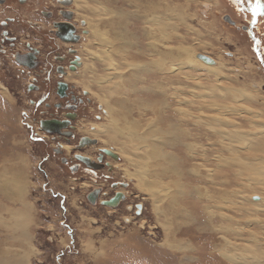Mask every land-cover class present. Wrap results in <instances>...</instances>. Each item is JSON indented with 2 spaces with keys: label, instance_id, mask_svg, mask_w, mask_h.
Returning a JSON list of instances; mask_svg holds the SVG:
<instances>
[{
  "label": "rangeland",
  "instance_id": "1",
  "mask_svg": "<svg viewBox=\"0 0 264 264\" xmlns=\"http://www.w3.org/2000/svg\"><path fill=\"white\" fill-rule=\"evenodd\" d=\"M73 1L75 18L85 20V23L90 18L94 27L101 20L100 29L106 35L104 46L97 38L88 35L90 30H86L88 34L83 36L79 55L82 66L84 62L89 63L93 71L86 74L78 72L66 78L76 86L78 95L82 91L88 94L83 96L87 101L72 124L75 127L74 139L69 143L53 139L40 130L38 121L23 120L22 112H34L26 104L25 95H21L23 101L20 104L18 94L12 96L2 92L5 94L0 100V158L19 155L23 160L19 171L0 166V181H9V177L15 174L11 185L17 192L16 202L6 199L1 194V186L4 190L6 187L1 184L0 208L14 214V209L26 206L31 224L23 247L24 244L16 241L15 234L4 228L10 218L0 209V264L9 260L16 264L17 260L20 264H232L221 255L220 251L224 249L234 254L231 257L238 253L242 256L251 253L258 256L259 264H264V185L260 186L249 178L252 170L264 167V152L256 149L264 148V137L256 133L257 126L264 125V0L249 1L251 9L258 13V21L252 15H242L243 9L237 8L232 0ZM97 3L108 8L102 13V18L94 14L99 6ZM122 11L127 13L126 19L124 17L126 25L118 15ZM155 15L161 17L160 26L149 25L151 22L147 21ZM226 16L236 25L224 20ZM118 23L122 24L118 27ZM254 24L258 30L254 31L256 37L253 38L245 27ZM149 26L154 29L163 26L165 37L155 35L154 41L150 39ZM118 35L121 37L117 40ZM122 43L125 45L121 48L119 44ZM184 51L191 53V59ZM108 54L112 57L115 72L111 71L113 68H107L110 61L104 57ZM197 54L213 59L215 65L198 60ZM157 58L160 65L163 62V67L158 72L137 74L131 84L129 79L137 69ZM173 60L175 62H171ZM171 68L175 71L170 72ZM13 69L11 66L9 70ZM12 75L7 71V77ZM101 79L108 81L102 90L99 88L102 86L97 84ZM80 82L88 84L87 90ZM156 85L158 89H152ZM102 96H106L107 104L115 109H118V104H123L124 114L115 113L122 133L115 142H110V135L91 137L95 125H108V113L99 103ZM163 101L166 104L163 103L159 116L144 113L146 106L152 103L157 106L160 103L161 106ZM175 110L181 114H176ZM157 117L161 118L160 122H155ZM206 120L212 126L204 125ZM214 120L226 123V129L223 126L222 131L234 133L235 139L228 142L210 130H219ZM134 122L138 124L137 129L131 127ZM171 123L178 126L180 137H184H179L176 145L175 138L162 136L160 132ZM26 124L31 128L28 129ZM149 124L160 128L156 133L161 135L157 137L167 144L162 151L172 155L173 160L156 163L146 159L145 167L154 176L146 178V184L140 187L129 174L141 169L131 166L128 156L132 152L142 157L144 152L139 149L141 145H137L139 142H135V138L130 141L127 132H138L143 137ZM237 134L245 135L246 140L237 143V138L241 139ZM83 137L94 139L97 144L79 150L75 146ZM58 143L69 149H61ZM184 144H190V149ZM135 147L139 151L130 152L129 148L135 150ZM54 149L60 150L61 154H53ZM100 149L111 150L117 155L118 161L105 156L106 162L112 166L111 171L107 168L76 169L75 153L94 159ZM62 159H69L70 164L75 165L71 167L73 170L63 164ZM245 160L253 163L245 165L251 172L249 175L241 170ZM165 168L168 170L163 173ZM209 170L214 171L212 178ZM114 183H125L127 188H113ZM95 189H101V194L97 202L91 204L86 197ZM205 189L210 190V198L202 196L200 199L199 193L205 195ZM115 191L123 192V202L116 208L100 204L110 199ZM4 195L9 194L4 192ZM221 195H224L226 204L219 202ZM210 199L222 209L206 211L203 205L210 204ZM254 203L261 206L255 207ZM137 205L142 206L140 211ZM221 213L226 215L225 218L221 219ZM26 224L24 222L21 226ZM223 225L243 231L228 234V231H221ZM242 237L245 239L241 240ZM225 239L232 244H225Z\"/></svg>",
  "mask_w": 264,
  "mask_h": 264
},
{
  "label": "flooded vegetation",
  "instance_id": "2",
  "mask_svg": "<svg viewBox=\"0 0 264 264\" xmlns=\"http://www.w3.org/2000/svg\"><path fill=\"white\" fill-rule=\"evenodd\" d=\"M249 1L253 2L232 0L231 3L243 9L242 15H252L253 19L258 21V13L251 9ZM73 2V0H0V100H3L4 94L8 92L12 96L18 94V101L21 104L23 101L21 95L24 94L26 104L34 112H22L23 120H34L38 123L41 120L68 121V128L61 131V137L51 135L53 139L59 138L66 143L74 139L75 127L72 124L77 119L80 108L87 101L83 96H88L84 91L78 95L75 91L76 86L66 80L70 75L78 73L82 67L79 49L83 35H86L85 21H78L75 18ZM255 30H258L256 24L245 27L247 34L253 38L256 37ZM59 34L69 40L62 39ZM7 63L14 68L12 71L9 70ZM72 68H75V71H72ZM7 71L13 75L7 77ZM60 84L66 86L62 95L59 91ZM9 89L15 91L11 92ZM68 115H74L72 121L67 118ZM26 127L31 128L29 124H26ZM78 144L79 142L75 147ZM58 145L61 149L66 147L59 143ZM52 152L56 155L61 154L58 149ZM75 155L81 154L75 153L74 160ZM99 155L100 152L94 159L90 158L97 165L100 164L97 163ZM105 159L104 155L101 164L108 163ZM61 162L70 168L75 166L70 164L69 159H62ZM76 162L77 170L83 168L96 170L80 161ZM109 166L112 168L110 164ZM117 187L121 188L119 185Z\"/></svg>",
  "mask_w": 264,
  "mask_h": 264
},
{
  "label": "bare ground",
  "instance_id": "3",
  "mask_svg": "<svg viewBox=\"0 0 264 264\" xmlns=\"http://www.w3.org/2000/svg\"><path fill=\"white\" fill-rule=\"evenodd\" d=\"M96 1V0H95ZM97 2V1H96ZM98 5V7H97V9H95L94 10V14H97V16L98 17H101L102 18V16H103V14L102 13H104L105 12V10H107L108 8H106L103 4H101V3H97ZM144 8V7H143ZM93 11V10H92ZM120 11V10H119ZM93 12H91V14H92ZM118 15L120 16V17H122L123 19H124V17H125V19H126V17H127V13H125V12H123L122 11V13H118ZM164 15V14H163ZM96 16V17H97ZM97 17V18H98ZM172 17V16H171ZM117 18H118V16H117ZM150 18H153V19H151L150 20ZM149 18V20H147V21H149V22H151V24H149V25H152V24H154V25H158V26H160L161 24H160V21H162L161 20V17L160 16H157V15H155V16H153V17H150ZM125 19H124V22H123V24H125ZM91 19L89 18L88 20H87V23H85V31L86 30H90L91 31V33L90 32H88L87 33V31H86V35L88 34L89 36L91 35L92 37H95V38H97L99 41H101V44L102 45H106V35L104 34V32H103V30H101L100 29V26H101V20H98L97 22H98V24L96 23L95 24V27H94V24L93 25H91V21H90ZM85 21V20H84ZM105 21V20H104ZM87 24V25H86ZM122 24V23H121ZM120 24V25H121ZM106 25H108V24H106ZM119 25V23H118V27L120 26ZM126 25V24H125ZM124 25V26H125ZM110 26V25H109ZM89 27V28H88ZM112 27V26H111ZM127 27V26H126ZM150 27V26H149ZM162 27L163 26H161V27H157V28H153V27H150L149 28V33H148V37L150 38V39H152L153 41L156 39L155 38V35H160L161 37H165V34H164V32H162L163 31V29H162ZM120 30H121V28H120ZM127 30V29H126ZM126 30L124 31V33H126ZM117 32V31H116ZM118 32H120V31H118ZM122 33V32H121ZM118 34V33H117ZM116 35V34H115ZM133 35V34H132ZM84 36V35H83ZM118 37H121V35H118L117 36V40H118ZM123 37V36H122ZM132 38H134V36H132ZM159 39V38H158ZM167 39V38H166ZM123 40V42H125V39H122ZM133 40V39H132ZM163 40V39H162ZM165 41V40H164ZM163 41V42H164ZM107 44L109 45V41L107 40ZM152 44H155V43H151L150 45H152ZM125 44H119V46L122 48L123 46H124ZM159 45V44H158ZM118 46V47H119ZM131 46V45H130ZM156 46V45H155ZM151 48L152 49H154L155 47H153V46H151ZM120 49V48H119ZM130 49V48H129ZM188 51V50H187ZM187 51H184L186 54H188L189 56H188V59H191L190 57H191V53L189 54ZM90 53V52H89ZM88 53V54H89ZM180 53V52H179ZM183 53V52H182ZM160 55V54H159ZM94 57H96L95 55H94ZM112 57L110 56V54H108L107 56H105L104 57V59H108V61H110L109 63H108V65H107V68H113L111 71H114L115 72V67H114V64L112 63V59H111ZM95 59V58H94ZM171 62H175V60H173V61H171ZM151 64H149V62L147 63V65L146 66H142L141 65V67H140V69L138 68L137 70V72H135V75H132V77L129 79L130 81H131V84H132V81L134 80L133 78L138 74L139 75V73H141V72H143V71H145V72H149V73H154V72H158V70L160 69V68H162L163 67V65L164 64H162L161 63V65L159 64V61H158V58H157V60H153V62H150ZM129 65V64H128ZM214 65H215V63H214ZM211 66H213V65H211ZM83 67V68H82ZM81 68H82V70L81 71H78L79 73L80 72H84V74H86L87 72L88 73H90V71H93V67H92V65L90 66L89 65V63H85L84 62V66H82ZM130 67H132L131 65H130ZM173 67V66H172ZM135 68V67H134ZM148 69H150V71L148 70ZM140 70V71H139ZM106 71H107V69H106ZM165 70H163V71H161V72H164ZM175 71V69L174 68H171L170 69V72H174ZM108 72V71H107ZM133 72V71H132ZM134 73V72H133ZM81 74V73H80ZM83 74V75H84ZM94 74V73H93ZM76 75V74H75ZM78 76H80V75H78ZM76 77V76H75ZM143 77V76H142ZM136 79H138V78H136ZM103 79H101L100 81L98 80V83L97 84H99V86H102V87H99V88H101V90H102V88L105 86L104 84H107L108 83V81L106 80H104V81H102ZM97 81V80H96ZM110 81V80H109ZM74 82V81H73ZM85 82V81H84ZM78 83V82H77ZM81 84L80 85H82V82H80ZM87 83H89V82H87ZM79 84V83H78ZM85 85V84H84ZM84 85H82V87L84 86ZM88 84H86L85 85V87H84V89H86L87 90V88L86 87H88L87 86ZM92 86V85H91ZM158 85H156V86H154L152 89H158V87H157ZM90 88V87H89ZM98 88V87H97ZM166 88V87H165ZM155 92V91H154ZM149 93H151V92H149ZM153 93V92H152ZM98 94V93H97ZM95 96H96V94H94ZM165 95V94H164ZM98 96V95H97ZM245 97V96H244ZM97 98V97H96ZM197 99V98H196ZM232 99V98H231ZM106 100H107V97L106 96H102V97H99V103H102L104 106H105V108H104V110L106 111V113H108L107 115H108V125H103V124H99V125H95V127H94V129H93V132H94V134H92L91 135V137H94V136H99V135H110L109 136V138L111 139H109L110 140V142L111 141H113V142H115L114 140H117V138H121L122 137V133H121V129H120V127H119V122H117V119H119V117L118 116H116L115 115V113L116 112H120V113H123L124 114V111H123V104H118V109H115V107L113 108V107H111L110 106V104H107V102H106ZM234 101V100H233ZM118 102H120V101H118ZM138 103V102H137ZM148 103V102H147ZM163 103L164 104H166L164 101L162 102V105L160 106L159 104H158V106H157V104L156 103H150L151 105H149V106H146L144 109H145V112L144 113H147V112H150L152 115H156V116H159V113H160V111H161V109H162V106H163ZM178 103V102H177ZM141 103H140V106H139V104H137V106H139V107H141ZM154 105H155V109H152V107H154ZM166 106V105H165ZM164 106V107H165ZM116 107V108H117ZM167 107V106H166ZM209 107H210V105H209ZM148 108H150V110L148 111L147 109ZM207 108V107H206ZM208 109V108H207ZM151 110H153V112L151 111ZM162 112V111H161ZM176 114H178L179 113V115L181 114L180 112H179V110H175L174 111ZM225 113V112H224ZM124 117H125V115H123ZM178 116V115H177ZM176 116V117H177ZM203 118V117H202ZM127 119V118H126ZM160 119L161 118H158L157 117V119L155 118V122L157 121V122H160ZM209 119V118H208ZM216 120V119H215ZM214 120V121H215ZM225 120V119H224ZM223 120V122H227V121H224ZM153 121V120H152ZM191 121V120H190ZM189 121V122H190ZM110 122V123H109ZM125 122V121H124ZM127 122V121H126ZM200 122V121H199ZM147 123H151V122H147ZM191 123V122H190ZM193 123L196 125L197 123L196 122H194L193 121ZM201 123V122H200ZM204 123V125H206V126H212V124H210V121L208 122V120H206V121H204L203 122ZM211 123H213L212 121H211ZM215 123L217 124V128H218V126H219V130H214L213 128H211L210 130H212V131H214L216 134H218L221 138H224V139H226V140H228V142L229 141H233V138L235 139V137H236V135L234 134V133H232V134H227L226 132L224 133L223 131H222V127L223 128H225V126H226V123L225 124H223V123H220L219 122V120H217V122L215 121ZM215 123H213V126H214V124ZM202 124V123H201ZM233 124H235V123H233ZM40 125V124H39ZM127 125V124H126ZM125 125V126H126ZM188 125H189V123H188ZM187 125V126H188ZM190 125H192V124H190ZM198 125H199V123H198ZM128 126V125H127ZM126 126V127H127ZM138 126V124L136 123V122H134V123H132V125H131V127L132 128H136ZM156 126V125H155ZM201 126V125H200ZM228 126H229V124H228ZM227 126V127H228ZM40 127V126H39ZM124 127V126H123ZM129 127V126H128ZM180 127V126H179ZM157 128H159V127H157ZM157 128H154V125L152 124V125H148L147 126V128H146V132L144 133V134H146V135H144L143 137H141L140 136V134L138 135V132H137V134H136V132L135 133H129V132H127L128 133V135H129V139H130V141L131 140H133L134 138L136 139V141L135 142H139L137 145H141V147H139V149H141L142 148V150H143V152H144V154L142 155V157H139V156H136V155H133L132 154V152L131 151H134L133 153H135V152H137L136 150H138L139 151V149H136V148H138V147H135V150H134V148H132V149H130L129 148V150H130V156H128V162H129V164H131V166H134V165H136V166H139L140 167V169L142 170H140V171H135V173H133V174H129V176L130 177H134L136 180H137V182H138V186H140V187H142V186H144L146 183V178H148V179H151L152 178V176H154V175H152L151 173H150V170L148 169V168H146L145 167V161H146V159L147 160H154V162H159L160 160L162 161V160H164L163 161V163H165L166 161L167 162H169V160H170V162L173 160V156L172 155H167V154H165L163 151H162V148H164V146H167V144L166 143H164L165 141H162V138L160 139L159 137H157L158 136V134H160V133H156L157 131H159L160 130V128L159 129H157ZM200 128V127H199ZM210 128V127H209ZM208 128V129H209ZM214 128H216V126L214 127ZM257 128H259L257 131L258 132H256V133H258L260 136H263L264 137V125H258L257 126ZM137 129V128H136ZM193 129V128H192ZM206 129V128H205ZM226 129V128H225ZM124 130H125V128H124ZM162 130V129H161ZM186 130V129H185ZM188 130V129H187ZM186 130V131H187ZM209 131V130H202V129H198V131ZM127 131V130H126ZM134 131V130H133ZM189 131V130H188ZM229 131V130H228ZM161 132V134H162V136L163 135H169L170 137H172V138H175L176 139V143H175V145L176 144H179L178 143V140H179V137H180V134H179V129H178V126L177 125H175L174 123L172 124H169L168 126L166 125V129L162 132V131H160ZM45 133V132H44ZM62 133V132H61ZM61 133H59V134H56V135H58L59 137H61ZM195 133V132H194ZM235 133H238V132H235ZM91 134V133H90ZM160 134V135H161ZM255 134V133H254ZM124 135V134H123ZM238 136H240L241 137V139L238 137L237 138V143L240 141V140H246L245 139V135H243V134H237ZM191 136V135H190ZM247 136V135H246ZM101 137V136H100ZM124 137V136H123ZM169 137V138H170ZM180 138H184L183 136H181ZM189 138V137H188ZM253 138V137H252ZM90 139V138H89ZM125 138H123V140H124ZM260 139H262V138H260ZM91 140H94V139H91ZM161 140V141H160ZM121 141V140H120ZM220 141V140H219ZM250 141V140H249ZM235 142V141H234ZM227 143V142H226ZM249 143V142H248ZM113 144V143H112ZM127 144V143H126ZM136 144V143H135ZM180 144H181V142H180ZM191 144V143H190ZM190 144H184V146H186V147H188V149H190V147H191V145ZM228 144V143H227ZM232 144V143H231ZM262 144H263V146H264V142H262ZM258 145H261L260 143L258 144ZM94 146V145H93ZM120 146H121V144H120ZM161 146V147H160ZM195 146V145H194ZM232 146V145H231ZM246 146V145H245ZM129 147V146H128ZM168 147H170V146H168ZM65 148V147H64ZM121 148H123V146L121 147ZM222 148H224V146L222 147ZM66 149H69L68 147L66 148ZM226 149V148H225ZM257 149V151L258 152H264V148H262V146L259 148H256ZM101 150V149H100ZM119 151V150H118ZM191 152H192V150H191ZM140 153V152H139ZM205 156V155H204ZM109 157V156H108ZM175 157V156H174ZM111 158V157H110ZM127 158V157H126ZM205 159V158H204ZM247 159V158H246ZM251 159V158H250ZM255 159V158H254ZM261 159V158H260ZM259 159V160H260ZM217 160V159H216ZM224 160L225 159H223V162H224ZM263 160V159H262ZM114 161H118V160H114ZM244 161V160H243ZM242 160H240V162H243ZM246 161V160H245ZM147 162H150V161H147ZM257 162V161H256ZM259 162V161H258ZM177 163V162H176ZM176 163L174 164V165H176ZM182 163V162H181ZM236 163V162H235ZM262 163H264V160L262 161ZM149 164V163H148ZM240 164V163H239ZM242 164V163H241ZM244 164V167L243 168H241V170L243 169L244 171H247V174L249 175V173L251 174V172H252V174H251V177H249L250 179H252V181L253 180H256L255 182H257L258 184H260V186L261 185H264V167H262V169H258V168H255L254 170H252L251 172H250V170H249V168H247L246 166H249V164H253V163H251V162H248V161H246V162H244L243 163ZM147 165V164H146ZM171 165V164H170ZM173 165V164H172ZM246 165V166H245ZM149 166V165H148ZM219 166V165H218ZM163 167H164V165H163ZM207 167V166H206ZM201 168H203V167H201ZM166 170H168L167 168H165V169H163L162 170V172L163 173H166L167 171ZM174 170V169H173ZM178 170V169H177ZM187 171V170H186ZM185 171V172H186ZM206 171V170H205ZM154 172V171H153ZM170 172H174V171H171L170 170ZM207 172V171H206ZM183 173V172H182ZM213 173H214V171H210L209 170V177L210 178H212L213 177ZM216 173V172H215ZM151 174V175H150ZM219 175L221 174V173H218ZM150 175V176H149ZM177 175H178V173H177ZM181 175V174H180ZM216 175V174H215ZM222 175V174H221ZM149 176V177H148ZM218 176V175H217ZM17 177V176H16ZM20 177V176H19ZM157 177V176H156ZM156 179V178H155ZM154 180V179H153ZM157 181V180H156ZM206 181V180H205ZM204 181V182H205ZM17 182V181H16ZM153 182V181H152ZM150 183V184H153V183ZM255 182H252V183H255ZM3 184V186H5L6 187V189H5V193H8V190L7 189H9V185H8V183H4V182H2ZM149 183V182H148ZM155 184V183H154ZM239 184V183H238ZM217 185V184H216ZM218 185H219V183H218ZM12 186V185H11ZM253 186V185H252ZM139 187V188H140ZM213 187V186H212ZM256 187V186H255ZM159 188V187H158ZM214 188V187H213ZM258 188V187H257ZM141 189V188H140ZM23 190V189H22ZM152 190H154V188H152ZM262 190V189H261ZM12 191V190H11ZM146 191V190H145ZM159 191H161V190H159ZM205 191V195L203 194H201V193H199L200 194V199L202 198V196H206V197H209L210 198V194H209V192H210V190H208V189H205L204 190ZM10 192V191H9ZM151 192V191H150ZM163 192H164V190H163ZM223 192V191H222ZM146 193H149V192H146ZM153 193H157V192H153ZM165 193V192H164ZM221 193V192H220ZM9 194V193H8ZM152 195H154V194H152ZM157 195V194H156ZM166 195V194H165ZM205 199V198H204ZM212 199H210V201H211ZM217 200V199H216ZM223 200V201H222ZM123 202V201H122ZM208 202V201H207ZM219 202H223V204H226V199H225V197H224V195L222 196L221 195V198L219 199ZM253 204V203H252ZM260 204V203H259ZM204 206V208H205V210L207 211L208 210V212H212V210H213V208H221L222 209V207L221 206H218V204L216 203V202H213V201H211V203L210 204H204L203 205ZM253 206H261V205H258V203H254V205ZM258 208V207H257ZM224 209V208H223ZM247 209V208H246ZM245 209V210H246ZM259 209V208H258ZM245 210H243V213H245ZM248 210L249 209H247V211L246 212H248ZM260 210V209H259ZM218 211H220V210H218ZM252 211V210H251ZM253 212V211H252ZM260 212H262V211H260ZM211 214V213H210ZM212 215H214V214H212ZM221 216H222V218L221 219H223V218H225V216L226 215H224L223 213H221ZM166 219V218H165ZM186 219V218H185ZM184 219V220H185ZM19 220V219H18ZM17 220V221H18ZM21 221V220H20ZM182 221H183V219H182ZM191 223V222H190ZM24 226V225H23ZM220 229H221V231L222 232H227L228 231V234H230V233H232V232H242L243 230L241 229V228H238V227H236V229H231V228H229L228 226H226L225 227V225H223L222 227H220ZM167 230V229H166ZM219 230V229H218ZM262 230V229H261ZM220 231V232H221ZM234 234V236H235V234L236 233H233ZM238 235H239V233H237ZM224 235V234H223ZM245 235V234H244ZM230 236H232V235H230ZM224 238H226V237H224ZM245 238H241V240H244ZM247 243V242H246ZM252 243H254L253 242V240H252ZM225 244H229V245H231L232 243H231V241H229L228 239L226 240L225 239ZM226 247L228 248V246L226 245ZM226 252V253H225ZM247 253H249L248 251H246ZM220 253H221V255L224 257V258H226V259H228V260H230L231 261V263L232 264H259V263H261L260 262V259H258V256H255V255H252L251 253H249V254H246L245 256H242L241 254L242 253H238V255L236 256V257H231V256H233L234 254H230V251L229 250H226V249H224V250H222V251H220ZM258 255H259V253H257ZM229 255V256H228ZM9 264H11V262H10V260H9V262H8ZM5 264H7V262L5 263ZM263 264V263H262Z\"/></svg>",
  "mask_w": 264,
  "mask_h": 264
},
{
  "label": "water",
  "instance_id": "4",
  "mask_svg": "<svg viewBox=\"0 0 264 264\" xmlns=\"http://www.w3.org/2000/svg\"><path fill=\"white\" fill-rule=\"evenodd\" d=\"M224 20L229 22V24L234 25V22L230 21V18L228 16L224 17ZM59 36L66 41L69 40V39L64 38V36L62 34H59ZM196 58L198 60L202 61L203 63L207 64V65H214V63H215L213 61V59H210L209 57L202 55V54H197ZM72 71H75V68H72ZM65 87H66L65 85L63 87V85L60 84V88H59L60 95L63 94ZM67 118L71 119V121H72V119L74 118V115H68ZM68 123H69L68 121L41 120V121H39V124H40L39 126H40L41 131H43L49 135H54V134H59V133H61L62 130L67 129ZM64 136H66V134H64ZM96 144H97V142L95 140H91L88 137H83L80 139L79 144L76 148L80 150L82 148H85L86 146H93ZM104 155L111 157L113 160H118L117 155L108 149H101L100 150V155L97 158V163H100L98 165L95 164V162H93L90 158L83 156V155H75V158L77 161H80L85 166L99 170V169H104L105 167L110 168L108 163H105V165L101 164L102 158L104 157ZM118 185L121 186V188H124V189L127 188V184H125V183H119V184L114 183V184H112V187L117 188ZM100 193H101V189H95L87 195L86 199L88 200L89 203L95 204L97 202L99 196H100ZM124 200H125V195L123 194V192L116 191L114 196H112L108 200L101 201L100 204L103 206L116 208ZM255 200H257V199H255ZM136 207H137L138 211H140L142 208L141 205H137Z\"/></svg>",
  "mask_w": 264,
  "mask_h": 264
},
{
  "label": "crops",
  "instance_id": "5",
  "mask_svg": "<svg viewBox=\"0 0 264 264\" xmlns=\"http://www.w3.org/2000/svg\"><path fill=\"white\" fill-rule=\"evenodd\" d=\"M3 156H5V154H3ZM0 159H1L0 160V166L1 165H5V167H7L6 169H17L18 171H19V169H21V166H19V164H21V161L23 159L19 155H15V156H11V157H3V158H0ZM14 176H15V174L13 176L9 177V178L12 179ZM6 179H8V178H6ZM11 179H8L9 181H7V180L0 181V186H1V184H3L2 182H4V183L7 182L8 185L10 186L9 189H7L9 195H4V191L5 190L2 188V186H1V194L4 197H6V199L15 200V202H16L15 197L17 196V192L11 186V184H12V180ZM16 189H17V187H16ZM1 194H0V197H2ZM13 206H15V205H13ZM0 207H1V204H0ZM14 211H16V212L13 214L10 211H5L4 209L2 210V213L3 214H7L8 213L9 218H10L7 221V223H5L4 228L6 230L8 229L11 233L13 232L17 236L16 241L19 240L21 242V244H24L23 247H25V243H23V242H26L28 240L26 238L27 236H25V234H29L27 232V229L30 227V224H31L30 221H28L30 219L29 218V211H28L27 207L26 206H23V205L20 206V209H18V210L17 209H14ZM24 222L27 223L26 226H21ZM22 228H24L25 230H21ZM22 233L24 235L21 236ZM12 259H15V257L12 256ZM17 262H18V264H20V262L18 260H17ZM12 263L13 264H16L15 262H11V264ZM7 264H9V263L7 262Z\"/></svg>",
  "mask_w": 264,
  "mask_h": 264
}]
</instances>
